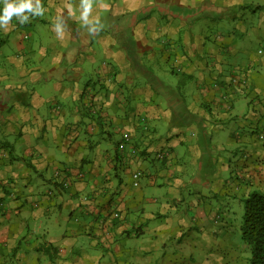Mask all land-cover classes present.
Listing matches in <instances>:
<instances>
[{"label":"crops","instance_id":"0c3cea01","mask_svg":"<svg viewBox=\"0 0 264 264\" xmlns=\"http://www.w3.org/2000/svg\"><path fill=\"white\" fill-rule=\"evenodd\" d=\"M41 4L0 28V264L234 262L216 204L264 183V0H94V35Z\"/></svg>","mask_w":264,"mask_h":264},{"label":"trees","instance_id":"16d2710c","mask_svg":"<svg viewBox=\"0 0 264 264\" xmlns=\"http://www.w3.org/2000/svg\"><path fill=\"white\" fill-rule=\"evenodd\" d=\"M3 41L0 37V46ZM135 177H138V174ZM56 183L65 186L61 180ZM241 202L239 231L241 240L249 250L246 264H264V183L252 187Z\"/></svg>","mask_w":264,"mask_h":264},{"label":"rangeland","instance_id":"374dc122","mask_svg":"<svg viewBox=\"0 0 264 264\" xmlns=\"http://www.w3.org/2000/svg\"><path fill=\"white\" fill-rule=\"evenodd\" d=\"M27 28H32V27L31 26H27ZM44 29H46V28H42V27H39V28L37 27L36 28L35 27L34 31L38 32L40 34V36H42L44 41H46V40L51 41L52 40V35H54L56 33L54 31L50 30L52 32V34H50L51 32H49L48 30L44 31ZM32 34L34 35L33 32H32ZM0 37L6 42V35L2 36V34H1ZM4 41L2 42L1 46L3 48L5 46L8 47L9 44L5 43ZM25 42L27 43L28 40H25ZM87 81H88L87 78H83L82 80L79 79L78 88L81 89L85 85V83ZM44 88L42 89V91L47 93L50 90H52V84L50 82H46L44 84ZM254 187H257V186H253V188ZM233 195L234 196H230L229 198L226 195V197L228 198L229 204L231 206H229V205L225 206L223 204V202H221V201H218L216 206H220L221 210L232 209V211L234 212L235 220H239V224H240V218H241V213H242V202H241V200H238L236 197L241 196V193H238V195H236L235 192H234ZM217 197H218V195H217ZM217 197H215L214 200H216ZM227 198L224 197L223 199H227ZM219 213H221V211H219ZM235 224L236 223H231L230 226L232 228H234ZM239 224L237 225L236 232H229V233L227 232L228 236H230V238H231L232 250L229 252L228 255H226V257L224 256L223 258L226 259L225 262L228 263L230 260H232L234 255H238L236 259H233L234 262H229V264H246V261H247L248 255H249V250H243V248L246 247L247 245H245L244 241H242L241 238H240ZM216 225H218V223H216ZM212 226H213V224H212ZM199 242H201V244L203 246H201V248L199 246L198 249H195L192 246L190 247V245H188L187 242L183 245L182 250H183V256L185 257L184 258L185 260H188L187 258L190 257V258L194 259V261L196 263H198V264L204 263L207 260L206 259V254L209 253V251H215V249L217 247V246H214L213 250L212 249L206 250L205 247H204V245L206 243L201 241V240H199ZM211 243H213V242H211ZM240 253L242 254V256H240L241 255ZM230 256H232V258Z\"/></svg>","mask_w":264,"mask_h":264},{"label":"clouds","instance_id":"9594fccd","mask_svg":"<svg viewBox=\"0 0 264 264\" xmlns=\"http://www.w3.org/2000/svg\"><path fill=\"white\" fill-rule=\"evenodd\" d=\"M3 7L0 8V28L9 29L12 19L15 17L20 24H26L30 21V16H42L45 9L41 4V0H0ZM94 0H80V18L83 26L87 25L90 35L98 34L103 24L99 17H91L93 11ZM69 12H72L69 7ZM54 31L58 36H62L64 32V20L62 16H57L53 25Z\"/></svg>","mask_w":264,"mask_h":264},{"label":"built area","instance_id":"2783aa9c","mask_svg":"<svg viewBox=\"0 0 264 264\" xmlns=\"http://www.w3.org/2000/svg\"><path fill=\"white\" fill-rule=\"evenodd\" d=\"M257 136H258V138H259L260 140H264V127H263L260 131H258ZM135 176H137V173L134 174V177H135ZM114 215L116 216V214H114Z\"/></svg>","mask_w":264,"mask_h":264}]
</instances>
